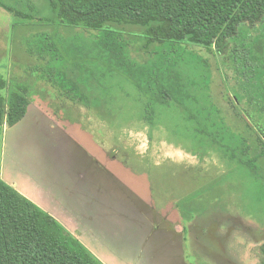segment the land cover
I'll list each match as a JSON object with an SVG mask.
<instances>
[{
	"label": "rangeland",
	"instance_id": "rangeland-1",
	"mask_svg": "<svg viewBox=\"0 0 264 264\" xmlns=\"http://www.w3.org/2000/svg\"><path fill=\"white\" fill-rule=\"evenodd\" d=\"M34 1L49 13L46 0ZM118 28L133 40L134 59H154L155 45L143 46V28ZM52 30L0 6V75L10 84L0 94L6 105L14 83L32 80L27 67L42 62L27 51L26 38ZM96 34L62 27L56 39L90 47ZM169 54L182 62L184 104L177 95L169 107L158 105L153 124L144 120L147 96L102 61L94 69L108 100L99 109L33 81L25 120L0 127V166L44 199L54 215L49 214L104 264H264L258 182L188 116L197 98L203 107L232 105L220 53L183 44ZM42 107L48 113L40 114ZM228 119L231 129L247 127L243 116ZM253 149L259 151V143Z\"/></svg>",
	"mask_w": 264,
	"mask_h": 264
},
{
	"label": "trees",
	"instance_id": "trees-1",
	"mask_svg": "<svg viewBox=\"0 0 264 264\" xmlns=\"http://www.w3.org/2000/svg\"><path fill=\"white\" fill-rule=\"evenodd\" d=\"M15 1V5L0 1V6L16 17L38 21L53 30L26 38L27 51L42 62L27 67L32 80L20 78L13 84L8 105L6 96L0 94V126H12L24 118L33 81L51 84L72 103L96 109L104 106L108 90L100 85V75L94 69L101 61L111 71L127 76L147 96L144 120L153 124L158 105L169 107L177 95L184 104L182 62L170 56L172 50L196 44L216 50L222 57L225 48L246 42L248 23L264 16V0H46L47 15L34 0ZM124 25L144 29L143 46L155 45L154 59L141 63L133 58V40L118 28ZM62 27L95 30L97 39L90 47L60 44L56 38ZM92 51H97V56ZM230 55L224 59V68L234 87L237 60L233 50ZM33 72L38 73L36 77ZM9 85L0 75V89ZM194 102L189 118L198 128L202 126L203 135L230 162L258 182L263 196L260 160L264 151L255 152L245 137L234 134L219 108L203 107L198 98ZM0 264L104 263L54 217L0 178Z\"/></svg>",
	"mask_w": 264,
	"mask_h": 264
},
{
	"label": "flooded vegetation",
	"instance_id": "flooded-vegetation-1",
	"mask_svg": "<svg viewBox=\"0 0 264 264\" xmlns=\"http://www.w3.org/2000/svg\"><path fill=\"white\" fill-rule=\"evenodd\" d=\"M247 31L246 42L236 47H227L222 52L224 75L226 76L224 59H230V50H233L237 67L233 74L234 87H231L226 77L232 105L217 108L227 126L231 114L243 116L246 128H229L234 134L245 137L251 147L254 148L256 142L259 143L264 151V16L253 24L248 23Z\"/></svg>",
	"mask_w": 264,
	"mask_h": 264
},
{
	"label": "crops",
	"instance_id": "crops-1",
	"mask_svg": "<svg viewBox=\"0 0 264 264\" xmlns=\"http://www.w3.org/2000/svg\"><path fill=\"white\" fill-rule=\"evenodd\" d=\"M70 101V100H69ZM30 104H31V101H30V103H29V106H30ZM29 106H28V108H29ZM27 108V112H26V115L24 116V118L22 119V120H25V118H26V116L29 114V109ZM38 109V108H37ZM37 112H39V111H37ZM43 112H47L48 113V111L46 110V109H44L43 107H42V109H40V114H45V113H43ZM46 116H48L49 117V115H46ZM22 120H20V121H22ZM19 121V122H20ZM18 122V123H19ZM18 123H16V124H14V125H12V126H9L7 123H5L4 125H2V126H0V127H2L3 128V130H6V129H9V128H13V127H15ZM93 157V156H92ZM94 158V160H93V164H95L96 163V159H95V157H93ZM4 168H5V165H4ZM6 169H2V167L0 166V178L2 179V180H4L5 182H7L8 184H10V185H12V186H14L18 191H20L22 194H24L26 197H28L30 200H32L35 204H37L40 208H42L44 211H46V212H48V213H51V215L53 214L50 210H49V206H46V205H48L46 202H44V199L42 200V199H40L39 197H37L36 195L33 197L31 194H29V189L26 187V186H22L21 185V183H20V181H18V179L17 178H15V177H11L10 175H9V172H8V170L7 171H5ZM54 208H55V206H54ZM56 209V208H55ZM57 210V209H56ZM54 215V214H53ZM54 218L55 219H57L58 217L55 215L54 216ZM58 220V219H57ZM58 222L62 225V226H64V224L61 222V220H58ZM65 227V226H64ZM76 236V235H75Z\"/></svg>",
	"mask_w": 264,
	"mask_h": 264
}]
</instances>
